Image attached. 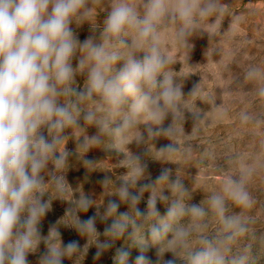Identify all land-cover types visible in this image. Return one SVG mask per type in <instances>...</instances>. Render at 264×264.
Segmentation results:
<instances>
[{
	"label": "clouds",
	"instance_id": "1",
	"mask_svg": "<svg viewBox=\"0 0 264 264\" xmlns=\"http://www.w3.org/2000/svg\"><path fill=\"white\" fill-rule=\"evenodd\" d=\"M104 2L0 0V264H28L29 253L41 242L46 251L40 264L79 259L77 241L62 243L61 224L86 237L83 252L95 245L97 257L131 228L130 237L141 247L135 264H257L252 243L257 236L251 227L256 221L247 210L255 204L249 184L264 169V151L247 163L238 155L229 157L228 164L238 167L217 169L222 175L219 188L197 204L177 170L173 178L172 169L162 168L151 180L142 155L128 148L144 145V156L172 162L167 158L182 151L175 137L184 131L185 114H192V130L205 119L204 110L189 107L200 83L185 95L183 83L170 70L174 62L168 44L190 52L192 37H209L222 26L227 5L223 0H106L102 25H94L96 7ZM85 23L93 34L81 41L72 26ZM78 76L85 77L82 86ZM245 79L255 83L254 95L264 98V68L250 65ZM262 119L261 114L240 113L245 124L258 125ZM140 125L146 126L144 131ZM88 127H95L96 134L89 136ZM159 136L172 143L156 150L150 141ZM70 138L76 141L75 153L66 149ZM95 147L123 153L118 166L127 170L108 194L119 202L109 200L103 213V203L83 192L76 200L65 199L69 157L80 158L81 150L84 157ZM260 148L264 150V141ZM192 152L186 146L182 155L187 160ZM81 160L88 169L97 165ZM112 182L106 176L100 183L106 189ZM145 192L147 208L141 211L137 206ZM53 199L74 206L66 211L64 223L42 236L40 225ZM158 202L166 206L164 215ZM121 203L129 210L119 212ZM233 205L240 211H232ZM92 207L95 215L82 220L79 213ZM97 218L111 220L104 241ZM149 246L156 248L155 260L144 254ZM165 253L172 258L165 260ZM128 257L117 249L114 264H128Z\"/></svg>",
	"mask_w": 264,
	"mask_h": 264
},
{
	"label": "rangeland",
	"instance_id": "2",
	"mask_svg": "<svg viewBox=\"0 0 264 264\" xmlns=\"http://www.w3.org/2000/svg\"><path fill=\"white\" fill-rule=\"evenodd\" d=\"M227 5L225 15L220 19L222 26L210 35L194 36L191 38L193 45L190 52L176 46L174 43L168 44V55L173 60L170 70L183 83V91L187 96L193 86L200 83V91L194 97L189 98V107L192 110L206 112L205 119L199 122L192 130L194 123L191 113H186L183 123V130L178 132L175 139L181 145V152L172 154L167 159L172 162H160L153 160L143 153L146 151L144 145L137 146L135 143L128 145L130 151L142 155L143 162L147 164V173L150 179L155 180L159 176L162 168H170L173 171V178L177 170L186 186L193 191L192 203H199L202 199L220 186L221 173L217 170L221 167L229 169L238 167L230 166L228 159L238 155L242 161L250 162L257 154L264 151L260 148L261 141H264V119L261 123H242L240 113L248 112L261 114L264 116V98L254 95L255 83L245 79V70L250 65H257L264 68V0H223ZM106 0L97 5L93 24H101L106 16ZM231 23V28L230 27ZM78 38L83 41L92 35L91 26L87 23L79 28L72 26ZM95 35L99 36V30ZM77 63L76 60L73 64ZM119 66V65H118ZM85 77L78 76L77 82L83 85ZM198 107V108H197ZM171 122V118L165 121V127ZM81 123H83L81 121ZM145 125H140L144 131ZM180 129L181 125L178 124ZM70 131V130H69ZM95 127H88L89 136L96 134ZM146 135V133H145ZM152 146L159 150L172 143L168 138L159 136L150 141ZM191 146L193 149L190 159H185L182 155L183 149ZM148 147L151 149V145ZM66 149L72 153L76 152V141L70 138L66 144ZM153 156H156L152 150ZM91 160L97 165L95 168H86L81 159ZM123 159V153H118L114 149L95 147L84 154L81 150L80 158L78 154L69 157V168L65 173V179L69 184L68 196L65 199L76 200L80 193H84L102 204L100 212L103 213L104 205L109 200H116L115 195H108L114 191L121 183L120 177L126 174V169L119 167V161ZM52 166L49 165V168ZM109 177L113 182L106 189L100 183L105 177ZM47 180L48 177L46 176ZM141 181L140 183H147ZM249 190L255 199V204L247 214L255 219V224L251 227L256 233L257 239L252 241L253 254L256 256L257 264H264V169L257 172L250 181ZM55 198V193H50ZM165 194H169L166 193ZM149 193L145 192L143 199L138 204L141 211H146ZM44 200L49 199L45 194ZM69 200L53 199L51 209L43 218L40 230L42 236H47L49 228L64 223L66 211L73 207ZM157 208L161 215L166 213V206L158 202ZM128 205L121 203L119 212L128 211ZM96 207L90 208L86 213L81 212L79 216L82 220L95 215ZM232 211L238 212L239 208L232 206ZM111 220L101 221L97 218L96 227L101 233L99 239L104 241L105 228L110 225ZM63 244L70 241H77L81 248L82 256L65 258L63 264H114L113 257L117 249H123L129 253L128 264H135V259L141 254L140 245L130 237L131 228L113 246L96 256L95 245L89 246L87 252H83L87 244L86 237L81 236L74 227L58 225ZM46 246L43 242L37 250L29 253L28 264H40L41 256L45 253ZM151 259H156V248L149 246L144 253ZM171 253H165L164 259H171ZM78 259V260H77Z\"/></svg>",
	"mask_w": 264,
	"mask_h": 264
}]
</instances>
